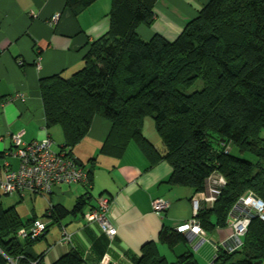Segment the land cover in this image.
<instances>
[{
    "label": "trees",
    "instance_id": "1",
    "mask_svg": "<svg viewBox=\"0 0 264 264\" xmlns=\"http://www.w3.org/2000/svg\"><path fill=\"white\" fill-rule=\"evenodd\" d=\"M93 1L67 0V6L78 15ZM157 1L112 0L109 31L90 43L83 67L69 77L40 79L46 122L62 127V149L88 170L81 183L89 188L92 168L72 153L96 116L111 122L104 154L122 157L135 142L152 163L168 161L171 185L196 194L210 176L223 175L227 184L219 197L212 204L202 201L197 213L207 233L230 225L234 205L249 191L264 201V0H210L174 40L160 33L144 39L138 27L153 24ZM198 83L201 87L190 91ZM148 117L164 143L163 154L144 133ZM247 152L256 158H246ZM85 196L72 212L83 211ZM52 210L56 220L69 212L60 205ZM33 223L0 202V264L9 257L18 264H44L32 247L48 225L39 236L18 235L21 228L39 224ZM159 240L173 247L182 236L164 228ZM82 262L73 249L54 264ZM137 264L200 263L189 252L169 263L150 241ZM213 264H264V219L253 216L242 245L233 251L221 247Z\"/></svg>",
    "mask_w": 264,
    "mask_h": 264
},
{
    "label": "crops",
    "instance_id": "2",
    "mask_svg": "<svg viewBox=\"0 0 264 264\" xmlns=\"http://www.w3.org/2000/svg\"><path fill=\"white\" fill-rule=\"evenodd\" d=\"M209 1L158 0L153 24L139 25L138 33L144 39L160 33L174 40ZM111 7L112 0H94L75 15L67 0H0V183L6 162L15 169L20 165L14 153L13 133L23 131L27 142L50 136L53 149L62 150L64 131L60 125H47L40 79L59 73L69 77L83 67L90 43L109 31ZM56 13H60V19L54 23ZM18 93H26V99H13ZM110 129L108 119L96 116L87 136L73 149V156L92 168L90 188L85 183H61L50 195H23L5 193L0 186V197L6 196L0 200L4 208L14 206L24 222L48 225L46 235L32 247L34 255H42L44 264H54L76 249L82 264H100L107 254L110 264H137L143 245L155 241L169 263L178 262L189 252L200 264H213L232 234L231 226L207 232L205 238L179 232L178 226L194 214L193 199L201 195L192 188L171 185L168 161L152 163L135 142L122 157L102 153ZM144 133L159 154L165 153L153 119L146 118ZM84 195L87 202L83 211L72 212ZM101 195L113 200L110 214L118 230L113 238L98 222L83 217ZM157 199L169 202L161 213L154 209ZM57 205L69 211L59 220L54 219L52 210ZM164 228L180 233L182 240L173 247L161 242ZM65 233L70 239H65ZM6 264L18 262L9 257Z\"/></svg>",
    "mask_w": 264,
    "mask_h": 264
},
{
    "label": "built area",
    "instance_id": "3",
    "mask_svg": "<svg viewBox=\"0 0 264 264\" xmlns=\"http://www.w3.org/2000/svg\"><path fill=\"white\" fill-rule=\"evenodd\" d=\"M60 13L52 17V22L57 23ZM26 99V93H18L13 99ZM15 145V155L20 159L18 168H13L10 163L4 165V178L0 186L5 193L18 192L20 194H46L50 195L61 183L74 184L86 182L89 172L82 167L73 157L69 156L67 150L56 151L53 149V140L50 136L32 141H25L23 131L13 133ZM226 179L215 173L206 182L205 190L200 193V197L194 198V214L185 223L178 226L179 232L187 233L189 237L199 236L205 238L206 232L197 219V213L201 202L212 204L221 194ZM113 200L107 197H100L97 208L85 213L84 217L89 222H98L102 231L113 238L118 230L111 218V207ZM157 213L165 211L169 207V202L165 199H157L153 202ZM259 215L264 219V201L249 191L242 195L233 207L230 216V226L233 229L225 247L230 250L238 249L243 243V236L248 230L251 218ZM46 230L45 223H39L27 229L21 228L18 232L20 237H26L30 232L34 236H39ZM65 239L70 236L65 233ZM110 255H106L100 264H110Z\"/></svg>",
    "mask_w": 264,
    "mask_h": 264
},
{
    "label": "rangeland",
    "instance_id": "4",
    "mask_svg": "<svg viewBox=\"0 0 264 264\" xmlns=\"http://www.w3.org/2000/svg\"><path fill=\"white\" fill-rule=\"evenodd\" d=\"M199 87H201V83L199 84H196L194 87H192L191 89H190V91H192V90H194V89H197V88H199ZM149 119H152V118H150V117H148ZM147 118V119H148ZM54 148H55V146H54ZM234 152L235 153H238L237 152V150H234ZM244 156L246 157V158H249V159H255L256 157L253 155V154H251V153H249V152H247V153H244ZM221 175V174H220ZM223 176V175H222ZM224 177V176H223ZM6 198V196H4V195H2L1 197H0V200H4Z\"/></svg>",
    "mask_w": 264,
    "mask_h": 264
}]
</instances>
